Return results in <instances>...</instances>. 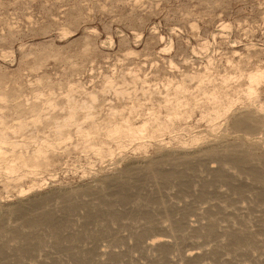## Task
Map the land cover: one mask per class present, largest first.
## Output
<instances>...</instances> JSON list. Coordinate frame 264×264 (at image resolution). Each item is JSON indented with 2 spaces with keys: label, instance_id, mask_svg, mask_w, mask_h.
Listing matches in <instances>:
<instances>
[{
  "label": "bare ground",
  "instance_id": "obj_1",
  "mask_svg": "<svg viewBox=\"0 0 264 264\" xmlns=\"http://www.w3.org/2000/svg\"><path fill=\"white\" fill-rule=\"evenodd\" d=\"M212 64L188 76L194 87L185 76L166 78L158 96L116 89L120 105L106 90L87 92L91 107L107 106L108 113L93 130L77 124L86 147L111 155L107 138L123 153L127 141L156 152L124 156L116 171L75 187L22 197L31 185L16 202L0 200V264H246L245 257L264 264V254L258 262L255 253L264 247V63L230 58L224 72ZM153 97L145 108L141 99ZM69 98L66 123L51 126L56 140L71 133L64 127L84 104ZM201 122L205 128H191ZM14 127L12 136L26 129L23 122ZM4 132L0 168L9 180H19V163L33 161L24 172L35 173L41 163L57 162L56 141L24 154L18 148L28 142ZM17 150L19 163L8 158Z\"/></svg>",
  "mask_w": 264,
  "mask_h": 264
},
{
  "label": "rangeland",
  "instance_id": "obj_2",
  "mask_svg": "<svg viewBox=\"0 0 264 264\" xmlns=\"http://www.w3.org/2000/svg\"><path fill=\"white\" fill-rule=\"evenodd\" d=\"M240 57L264 63V0H0V98H4L0 130L19 144L28 142V148L26 144L18 148L23 153L44 140L57 142V162L51 167L41 163L35 173L24 172L36 165L19 163V150L8 155L19 163L14 173L21 176L9 180L0 168V200L16 202L20 190L31 185L35 188L22 197L75 187L116 171L125 164L124 156L145 159L156 152L154 145L149 144L145 153L127 141L123 153L107 138L103 139L111 155L101 157L86 147V139L76 134L77 124L93 130L91 125H100L108 113L107 106L92 108L87 92L106 90L110 101L120 105L116 89L139 97L143 92L158 96L157 90L165 91L166 78L185 76L194 87L191 74L203 72L210 63L224 72L230 58ZM67 95L84 104L75 121L64 127L71 133L56 140L51 126L65 122L70 114ZM155 99L141 102L146 108ZM20 122L26 129L12 136ZM191 123L196 124V119ZM198 125L191 128L206 127L204 122ZM166 137L168 141L170 135ZM255 253L261 262L264 247ZM244 261L252 263L249 257Z\"/></svg>",
  "mask_w": 264,
  "mask_h": 264
}]
</instances>
